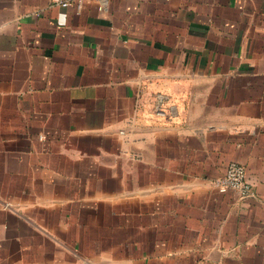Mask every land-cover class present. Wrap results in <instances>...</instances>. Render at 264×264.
Returning <instances> with one entry per match:
<instances>
[{
    "label": "crops",
    "instance_id": "crops-1",
    "mask_svg": "<svg viewBox=\"0 0 264 264\" xmlns=\"http://www.w3.org/2000/svg\"><path fill=\"white\" fill-rule=\"evenodd\" d=\"M263 222L264 0H0V264H264Z\"/></svg>",
    "mask_w": 264,
    "mask_h": 264
},
{
    "label": "built area",
    "instance_id": "built-area-1",
    "mask_svg": "<svg viewBox=\"0 0 264 264\" xmlns=\"http://www.w3.org/2000/svg\"><path fill=\"white\" fill-rule=\"evenodd\" d=\"M52 1L56 5L66 8L70 6L73 0ZM166 100L164 96H158L156 114L161 118L172 120L176 115V110L174 106H166ZM215 183L220 189L235 191L242 196H248L252 192V183L248 179L247 169L236 162H231L227 167L225 175Z\"/></svg>",
    "mask_w": 264,
    "mask_h": 264
}]
</instances>
